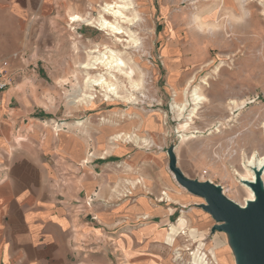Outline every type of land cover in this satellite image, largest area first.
<instances>
[{"label": "rangeland", "instance_id": "rangeland-1", "mask_svg": "<svg viewBox=\"0 0 264 264\" xmlns=\"http://www.w3.org/2000/svg\"><path fill=\"white\" fill-rule=\"evenodd\" d=\"M92 1L83 3L80 16H98L104 0ZM128 1L122 9L125 18L105 14L125 33L114 36L67 19L55 52L64 63L36 68L44 79L64 76L50 99L56 108L51 119L92 117L115 132V150L127 143L117 160L161 153L171 178L166 189L152 178L154 167L130 161L125 185L116 191L111 223L88 216L97 241L87 244L95 249L87 250L81 262L220 264V255L239 264L235 236L215 228L219 223L201 207L203 198L176 203L189 196L169 163L172 154L185 176L220 186L239 206L250 196L240 176L249 174L248 160L256 163L264 156V0ZM94 48L100 51L90 52ZM106 57L121 58L127 75L102 65L85 69L86 63ZM100 75L105 83H115L116 93H107L105 83L89 86L87 80ZM156 112L163 118L162 128L154 132L150 124ZM160 170L165 175L161 164ZM165 192L178 199L169 201ZM169 236H176V244L169 243Z\"/></svg>", "mask_w": 264, "mask_h": 264}, {"label": "crops", "instance_id": "crops-1", "mask_svg": "<svg viewBox=\"0 0 264 264\" xmlns=\"http://www.w3.org/2000/svg\"><path fill=\"white\" fill-rule=\"evenodd\" d=\"M92 2L0 0V67L8 83L0 90V264H82L95 249L87 244L97 241L88 216L111 223L130 161L154 167L152 178L166 189L171 181L161 153L121 162L128 146L115 150L110 127L92 117L56 123L48 116L64 76L44 79L36 68L64 63L55 57L60 29ZM151 115L156 132L163 116ZM185 193L176 203L194 196Z\"/></svg>", "mask_w": 264, "mask_h": 264}, {"label": "water", "instance_id": "water-1", "mask_svg": "<svg viewBox=\"0 0 264 264\" xmlns=\"http://www.w3.org/2000/svg\"><path fill=\"white\" fill-rule=\"evenodd\" d=\"M169 168L180 186L204 199L205 203L201 207L219 223L215 228L235 236L234 247L239 264H264V189L260 178L261 169L255 170V181L247 183L255 199L240 207L222 194L220 186L186 177L176 166L172 154Z\"/></svg>", "mask_w": 264, "mask_h": 264}, {"label": "bare ground", "instance_id": "bare-ground-1", "mask_svg": "<svg viewBox=\"0 0 264 264\" xmlns=\"http://www.w3.org/2000/svg\"><path fill=\"white\" fill-rule=\"evenodd\" d=\"M130 4L131 3L128 0H104V3L102 5H100V11H99V14H98L97 17H93V16L83 17V16H80V15H72L69 19L73 23L74 22H78V21H84L88 25H92L94 27H97V29H99V30H106L108 33H110V34H112V35L115 36V35H119L120 33L123 34V33H125V31L117 23H115L114 21H111L108 18H106L105 14L106 15H110V16H112L114 18H116V17L123 18L124 17V14L122 12V9H127ZM132 41L134 43L136 42V40H132ZM98 51H100V50H98L96 48L90 50V52H92V53L93 52H98ZM110 52L111 53H114V51H112V50H110ZM164 53H166V52H164ZM123 62L124 61L121 58H116V59L115 58H111V59H109L108 57H106L104 59H95V60H92L91 62L86 63L84 66H86L85 69L86 68H88V69H97V66L98 65H102V66H104L108 70H111V69L117 70V71H120L122 74L127 75L126 71H124V69L122 68V65L124 64ZM111 77H114V76L111 74ZM87 82H88L89 86L92 87V88L94 86H97L98 84L103 85V83H105V81L103 80V75H100L99 78L98 77L97 78H90V79L87 80ZM173 82H175V81H173ZM135 85H136V83H135ZM115 87H116L115 86V83L112 82V80H109V81H107L105 83V89H106L107 93H116L115 92V90H116ZM195 95H196V93H194V96ZM91 97H92V93H88L87 94L88 101H86V103H88V104L91 103V100H90ZM195 99L196 100L199 99V96L196 95L195 96ZM248 166L250 167V168H248L249 174L248 175H241L240 176V181L249 190L250 196L247 198L245 204L243 206H240V207H244L248 201H253L255 199V195L253 193V190L247 184V183H253L255 181V178H256V176H255V170H259V169L263 170L262 173H261L260 178H261L262 188L264 189V156L261 157L256 163L252 159L248 160ZM165 197L169 201H173V202H175L178 199V196H175L174 194H172L170 192H165ZM149 230L152 231V229H149ZM174 233L177 234V228L174 229ZM144 234H145V232H144ZM167 237H168V233H166L164 235V240H167ZM169 238H171V237L169 236ZM175 242H176V236H173L169 240V243L172 244V245H174ZM142 261H145V260H142ZM217 261L220 264H236V261L235 260H231L230 258H225V259L224 258H221L220 255H218ZM137 263H139V262H137ZM144 264H146V263H144ZM207 264H209V263H207Z\"/></svg>", "mask_w": 264, "mask_h": 264}, {"label": "built area", "instance_id": "built-area-1", "mask_svg": "<svg viewBox=\"0 0 264 264\" xmlns=\"http://www.w3.org/2000/svg\"><path fill=\"white\" fill-rule=\"evenodd\" d=\"M4 73H5L4 68L0 67V90H3L8 85V83L5 80ZM204 173L205 172H203V174Z\"/></svg>", "mask_w": 264, "mask_h": 264}]
</instances>
